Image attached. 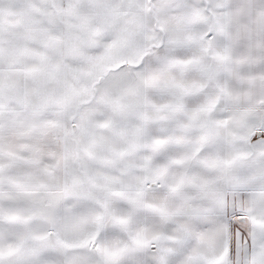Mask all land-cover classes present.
Masks as SVG:
<instances>
[{"label": "snow or ice", "instance_id": "snow-or-ice-1", "mask_svg": "<svg viewBox=\"0 0 264 264\" xmlns=\"http://www.w3.org/2000/svg\"><path fill=\"white\" fill-rule=\"evenodd\" d=\"M0 264H264V0H0Z\"/></svg>", "mask_w": 264, "mask_h": 264}]
</instances>
